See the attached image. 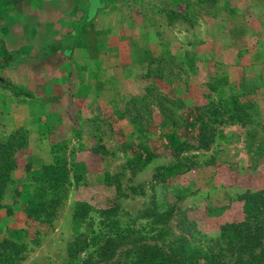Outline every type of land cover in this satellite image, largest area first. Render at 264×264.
<instances>
[{"label": "rangeland", "instance_id": "374dc122", "mask_svg": "<svg viewBox=\"0 0 264 264\" xmlns=\"http://www.w3.org/2000/svg\"><path fill=\"white\" fill-rule=\"evenodd\" d=\"M197 2L168 9L181 45L166 44L164 56L142 65V96L121 93L115 108L101 104L72 117L77 132L53 126L57 160L69 176L54 207L32 211L35 176L10 179L0 228L6 223L9 239L22 246L14 264H66L74 229H85L72 220L79 200L113 205L111 220L133 230L116 253L147 243L166 249L181 238L214 253L228 239L222 227L245 220L251 195H259L254 222L264 228V9ZM189 41L194 50L184 47Z\"/></svg>", "mask_w": 264, "mask_h": 264}, {"label": "crops", "instance_id": "0c3cea01", "mask_svg": "<svg viewBox=\"0 0 264 264\" xmlns=\"http://www.w3.org/2000/svg\"><path fill=\"white\" fill-rule=\"evenodd\" d=\"M197 3L0 0V136L19 128L27 132L11 179L17 172L37 176L43 165L57 160L54 125L75 131L72 117L86 116L101 104L115 108L121 93L142 96V65L150 56H164L166 44L181 45L182 35L168 20V9ZM257 4L256 8V0H219L216 8L264 9V1ZM187 44V50L195 49L194 41ZM180 54L174 50V55ZM3 224L0 239L10 238Z\"/></svg>", "mask_w": 264, "mask_h": 264}, {"label": "trees", "instance_id": "16d2710c", "mask_svg": "<svg viewBox=\"0 0 264 264\" xmlns=\"http://www.w3.org/2000/svg\"><path fill=\"white\" fill-rule=\"evenodd\" d=\"M26 141V133L21 128L5 139L0 137V207L11 179V171L17 164L16 154L26 145ZM67 171L64 163L58 160L41 167L40 173L34 177L40 191L35 192L39 198L35 197L36 205L32 211L36 213L55 206L61 187L68 181ZM106 177L109 178L108 173ZM41 188H47L50 193ZM258 197L259 195L248 196L244 207L245 220L224 225L222 235L228 237L224 247L209 254L203 253L199 245L189 243L184 238L166 249L147 243L128 249L122 252L123 255L116 253L118 246L133 236V230L122 229L117 222L111 220L113 205L106 204L97 208L91 202L79 200L72 220L74 226L85 229H74L76 234L68 247L66 264H103L108 260L110 264H198L203 257L207 258V264H227V256L233 259V264H262L264 228L261 223L254 222L257 221V215L253 204L258 201ZM21 248V245L7 237L0 239V264H14L21 258Z\"/></svg>", "mask_w": 264, "mask_h": 264}]
</instances>
